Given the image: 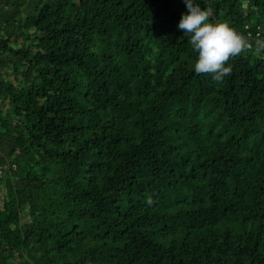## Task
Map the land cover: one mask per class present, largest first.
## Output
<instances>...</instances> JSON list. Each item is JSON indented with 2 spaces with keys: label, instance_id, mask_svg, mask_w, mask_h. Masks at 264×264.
Here are the masks:
<instances>
[{
  "label": "trees",
  "instance_id": "1",
  "mask_svg": "<svg viewBox=\"0 0 264 264\" xmlns=\"http://www.w3.org/2000/svg\"><path fill=\"white\" fill-rule=\"evenodd\" d=\"M201 6L223 82L184 0H0V264H264V0Z\"/></svg>",
  "mask_w": 264,
  "mask_h": 264
},
{
  "label": "clouds",
  "instance_id": "2",
  "mask_svg": "<svg viewBox=\"0 0 264 264\" xmlns=\"http://www.w3.org/2000/svg\"><path fill=\"white\" fill-rule=\"evenodd\" d=\"M187 11L182 14L178 29L196 54L194 72L210 74L215 82H223L231 75L227 62L247 47L246 39L227 23L209 22L211 12L201 6V0H184ZM264 50L258 41L257 51Z\"/></svg>",
  "mask_w": 264,
  "mask_h": 264
},
{
  "label": "built area",
  "instance_id": "3",
  "mask_svg": "<svg viewBox=\"0 0 264 264\" xmlns=\"http://www.w3.org/2000/svg\"><path fill=\"white\" fill-rule=\"evenodd\" d=\"M1 173H2V172L0 171V175H1Z\"/></svg>",
  "mask_w": 264,
  "mask_h": 264
}]
</instances>
